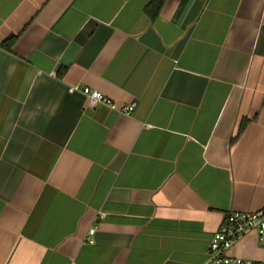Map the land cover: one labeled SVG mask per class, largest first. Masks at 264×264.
<instances>
[{
    "label": "crops",
    "instance_id": "1",
    "mask_svg": "<svg viewBox=\"0 0 264 264\" xmlns=\"http://www.w3.org/2000/svg\"><path fill=\"white\" fill-rule=\"evenodd\" d=\"M150 2L0 0V264H206L264 206V0Z\"/></svg>",
    "mask_w": 264,
    "mask_h": 264
},
{
    "label": "built area",
    "instance_id": "2",
    "mask_svg": "<svg viewBox=\"0 0 264 264\" xmlns=\"http://www.w3.org/2000/svg\"><path fill=\"white\" fill-rule=\"evenodd\" d=\"M69 92H80L88 97L91 103H104L116 108L112 101L100 91L78 85L68 86ZM134 103L121 106L119 111L130 113ZM255 230L259 240H264V206L254 211L233 210L229 212L218 228L213 232L208 244V260L206 264H264L230 254L234 242L244 233ZM95 226L91 227L85 235L86 242H92Z\"/></svg>",
    "mask_w": 264,
    "mask_h": 264
},
{
    "label": "trees",
    "instance_id": "3",
    "mask_svg": "<svg viewBox=\"0 0 264 264\" xmlns=\"http://www.w3.org/2000/svg\"><path fill=\"white\" fill-rule=\"evenodd\" d=\"M155 3L150 2L147 6H146V11L149 13L150 16H155L158 12V9L161 5V3L163 2V0H153ZM155 4V5H154ZM14 41V37L10 36L7 39V42H1L0 43V47H5V48H10V46L12 45ZM244 123H241L240 127H239V131L242 129Z\"/></svg>",
    "mask_w": 264,
    "mask_h": 264
}]
</instances>
